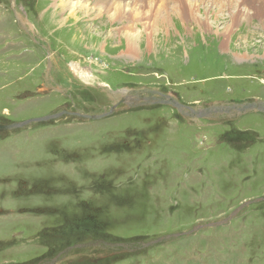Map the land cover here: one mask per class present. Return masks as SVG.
Returning a JSON list of instances; mask_svg holds the SVG:
<instances>
[{
  "label": "rangeland",
  "instance_id": "obj_1",
  "mask_svg": "<svg viewBox=\"0 0 264 264\" xmlns=\"http://www.w3.org/2000/svg\"><path fill=\"white\" fill-rule=\"evenodd\" d=\"M144 1L113 21L0 0L3 124L106 112L143 88L189 107L0 130V264L93 236L139 248L58 264H264V113L229 108L264 100V0ZM214 106L227 112L191 111Z\"/></svg>",
  "mask_w": 264,
  "mask_h": 264
},
{
  "label": "water",
  "instance_id": "obj_2",
  "mask_svg": "<svg viewBox=\"0 0 264 264\" xmlns=\"http://www.w3.org/2000/svg\"><path fill=\"white\" fill-rule=\"evenodd\" d=\"M168 102L171 103L174 107H176L179 110H183V109H188L189 108V107H186L185 105H183L182 103H180L179 101H177L175 99L172 102H170V101H168ZM229 108L236 110L239 114H245V113H248V112H250L252 110L260 111V112L264 113V100H255L253 102H247V103H244V104H241V105L231 106ZM114 110H115L114 106H111L109 111L102 112V113H96V114H90V113L84 112L82 110H76V111L63 110V111H59L58 113H55V114L29 119V120L21 122V123L0 124V128L12 130V129H15V128H18V127H24L27 124H29L30 122L48 121V120H52V119L61 117L64 114L76 116L78 118H83V119H100V118H103V117L111 114ZM222 110L225 111L226 108L216 107V106L210 107V108H207V109H203V110H194V109L191 108V111L197 117L207 116V114H211L212 111H222ZM248 203L249 202L243 203L240 208H243V207L247 206ZM236 213L237 212L235 211L233 215L235 216ZM168 237H170V236L162 237L161 240L164 239V238H168ZM158 241L159 240H152V241L145 242V243L142 244L141 247H150V246L158 243ZM97 246H99V247L107 246L109 248H122L121 251H129V250H132V249H138L139 248V247L136 246V247H134L132 249L131 248L129 249V247L126 246V244L123 243V242H108V241H105V240L98 239L96 241H91V242H87V243H80V244H76V245L70 246L67 249H65L62 252H60L51 261L38 263V264H58L59 261H62L61 254L64 253V252L67 253V252H69V251H71V250H73L75 248H89V247H97Z\"/></svg>",
  "mask_w": 264,
  "mask_h": 264
},
{
  "label": "bare ground",
  "instance_id": "obj_3",
  "mask_svg": "<svg viewBox=\"0 0 264 264\" xmlns=\"http://www.w3.org/2000/svg\"><path fill=\"white\" fill-rule=\"evenodd\" d=\"M142 3L145 4V1L144 0H57L56 4L54 3L52 4L59 6V9L55 8V11L57 12L59 11L61 12L68 11L69 13L77 12L79 15L85 14L87 17H89L90 14L94 13V17L107 16L109 19L113 21L114 20L120 21L123 18H133V17L135 18L136 15L139 16V14H141V9L139 8L138 5H141ZM143 14L144 12L142 13V16ZM133 46H134L133 41L130 42L128 39V47H133Z\"/></svg>",
  "mask_w": 264,
  "mask_h": 264
},
{
  "label": "flooded vegetation",
  "instance_id": "obj_4",
  "mask_svg": "<svg viewBox=\"0 0 264 264\" xmlns=\"http://www.w3.org/2000/svg\"><path fill=\"white\" fill-rule=\"evenodd\" d=\"M137 90H133V91L131 90L127 92L125 95H123V97L120 100L115 102L116 108H119L120 106L127 108V109L129 108L133 109L136 107H148L149 105L156 104L160 101L166 102L165 100H169L170 98L169 95H165L161 90H153L151 88H143L142 92L140 91L137 92ZM170 99H171L169 100L170 102L174 100L173 98H170ZM223 111H219V112H223ZM213 112H218V111H212L211 114ZM224 112L226 113L227 111H224ZM0 124H3V123L0 122ZM0 130H4V128H0ZM45 261L48 262L47 259H45ZM45 261H42L41 263Z\"/></svg>",
  "mask_w": 264,
  "mask_h": 264
},
{
  "label": "trees",
  "instance_id": "obj_5",
  "mask_svg": "<svg viewBox=\"0 0 264 264\" xmlns=\"http://www.w3.org/2000/svg\"><path fill=\"white\" fill-rule=\"evenodd\" d=\"M229 140V139H228ZM247 140H250V143L252 144V143H254V140H252L250 137H248V138H245L244 139V141H247ZM228 144H229V142L231 143V141L229 140V142L228 141H226ZM92 239H94V240H96V239H101V240H105L106 241V238H104V237H95V236H93V237H89L88 238V241L90 242V240L92 241ZM109 242H111V241H109ZM116 242V241H115ZM120 242H123V241H120ZM128 242H133L132 244H131V246H130V248L132 249V248H134V247H136L137 246V244H134L135 243V240H131V241H128ZM148 242V241H147ZM80 242H77V241H74L73 243H71V244H66V246H63V247H61L59 250H58V252L56 253V254H53V256L54 255H57V254H59L60 252H62V250H64L65 248H68V247H70V246H73V245H75V244H79ZM138 247V246H137ZM84 249H87V248H84ZM84 249H81V248H75V249H73V250H71V251H69V252H64V253H62L61 254V258L62 257H64V259H66V258H69V257H72L73 255H75V253H82L83 251H84ZM92 250L91 251H85L84 253H86L85 254V256H90V255H97V256H101V255H106V258H112V257H117V256H119V255H123V254H132V253H135L134 251L135 250H137V249H132V250H129V251H127V252H124V251H121L122 250V248H109V247H107V246H103V247H94V248H91ZM103 259H105L104 257H103ZM45 260V259H44ZM47 261H49V260H47ZM46 262V261H45ZM91 262V261H90Z\"/></svg>",
  "mask_w": 264,
  "mask_h": 264
}]
</instances>
